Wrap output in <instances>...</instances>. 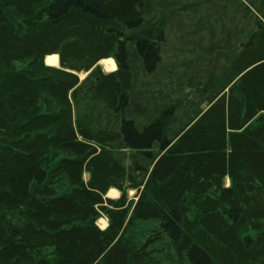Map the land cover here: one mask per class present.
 Here are the masks:
<instances>
[{
    "label": "trees",
    "instance_id": "16d2710c",
    "mask_svg": "<svg viewBox=\"0 0 264 264\" xmlns=\"http://www.w3.org/2000/svg\"><path fill=\"white\" fill-rule=\"evenodd\" d=\"M162 241L264 264V0H0V264H164Z\"/></svg>",
    "mask_w": 264,
    "mask_h": 264
},
{
    "label": "rangeland",
    "instance_id": "374dc122",
    "mask_svg": "<svg viewBox=\"0 0 264 264\" xmlns=\"http://www.w3.org/2000/svg\"><path fill=\"white\" fill-rule=\"evenodd\" d=\"M59 61V58H58ZM114 62V60H113ZM45 63L47 64L46 60ZM104 71L110 72L114 71L117 68V64L114 62V68L113 69H108L104 66L102 62L99 63ZM48 65V64H47ZM19 66L24 67V64H19ZM55 66V65H53ZM80 78L83 79L86 77V73H80ZM65 154H58L52 157L50 156V160L52 161L53 164H55L60 157H62ZM52 164V165H53ZM84 178L87 180L89 178L88 174H85ZM226 185L230 184V180L226 179L225 181ZM60 187L61 189H66L68 187L67 181L63 180V182H60ZM130 197L134 196V192L130 191L129 193ZM107 197L112 198V199H117L120 197V192L116 190H109L107 193ZM101 220H105L106 224L102 225L100 222ZM97 224L99 225L100 228L104 229L107 227L109 224L108 218L105 215H101L97 221ZM158 222L155 220H150V221H133L129 223L126 226V230L124 232V239L127 241L130 246H133L134 248H140L141 245H146L148 240L153 236L154 233H156V227H157ZM149 250L151 251L152 256L157 260L161 261L164 264H176L177 262V257L174 253V250L166 243V242H157L155 244H152L149 247Z\"/></svg>",
    "mask_w": 264,
    "mask_h": 264
},
{
    "label": "bare ground",
    "instance_id": "6f19581e",
    "mask_svg": "<svg viewBox=\"0 0 264 264\" xmlns=\"http://www.w3.org/2000/svg\"><path fill=\"white\" fill-rule=\"evenodd\" d=\"M113 58H108V59H104L102 60L101 62L104 64V66L108 69H113L115 66H114V62H113ZM46 62L48 65H57L58 64V56L57 55H51V56H48L46 58ZM116 64V62H115ZM102 223V225H105L106 224V221L105 220H101L100 221Z\"/></svg>",
    "mask_w": 264,
    "mask_h": 264
},
{
    "label": "crops",
    "instance_id": "0c3cea01",
    "mask_svg": "<svg viewBox=\"0 0 264 264\" xmlns=\"http://www.w3.org/2000/svg\"><path fill=\"white\" fill-rule=\"evenodd\" d=\"M58 63H59V61H58ZM55 66H56V65H55ZM116 69H117V68H116ZM116 69H115V70H116ZM110 72H111V71H110ZM111 190H116V189H111ZM116 191H118V190H116ZM118 192H119V191H118Z\"/></svg>",
    "mask_w": 264,
    "mask_h": 264
},
{
    "label": "water",
    "instance_id": "95a60500",
    "mask_svg": "<svg viewBox=\"0 0 264 264\" xmlns=\"http://www.w3.org/2000/svg\"><path fill=\"white\" fill-rule=\"evenodd\" d=\"M58 65H59V63L56 66H58Z\"/></svg>",
    "mask_w": 264,
    "mask_h": 264
}]
</instances>
